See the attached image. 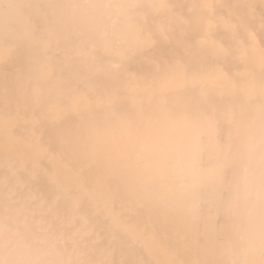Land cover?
I'll list each match as a JSON object with an SVG mask.
<instances>
[{"label":"bare ground","instance_id":"obj_1","mask_svg":"<svg viewBox=\"0 0 264 264\" xmlns=\"http://www.w3.org/2000/svg\"><path fill=\"white\" fill-rule=\"evenodd\" d=\"M0 264H264V0H0Z\"/></svg>","mask_w":264,"mask_h":264}]
</instances>
